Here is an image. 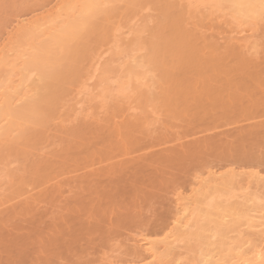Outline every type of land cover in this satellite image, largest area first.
I'll return each instance as SVG.
<instances>
[{"label":"rangeland","instance_id":"374dc122","mask_svg":"<svg viewBox=\"0 0 264 264\" xmlns=\"http://www.w3.org/2000/svg\"><path fill=\"white\" fill-rule=\"evenodd\" d=\"M172 1L174 3L176 1V4L189 10L190 13L193 12L194 16L191 17L190 14L186 26L192 29L195 35L201 36V41H196L194 46L200 49L199 53L197 51L201 55L199 59L203 57L210 59L211 56L213 59L214 56H219V52L220 57L225 55L221 52H225L228 39L237 33V28L234 29L235 33L231 30L234 26L230 19L220 15L218 9L189 5L187 0ZM121 3L118 4L122 5ZM208 3L201 5H211ZM54 4L55 0H0V44L5 40V33L14 28V25L20 24L16 22L23 23L27 19L28 21L35 19L38 15L40 17ZM202 12H212L213 16L210 17L217 23L209 19L208 21L205 19L207 22L201 20ZM159 13L154 5L142 4L125 18H115L110 23L108 21L106 25L111 26L109 27L111 33L109 30L110 36L108 34L107 41L99 46L92 58L81 61L79 64L81 76L77 82L72 86L70 84L69 87L65 84V87H68L67 91L55 104L54 113L43 116L47 123L41 127L42 134L35 145L36 148H25L27 154L25 157L8 155L0 159V264H81V262L107 264L108 260L118 261L125 258L128 260L134 255L131 235L133 238L134 235L142 232L153 237L160 235L164 227L168 230L173 226L174 224L171 223L179 202L176 199L178 193L181 192L183 196L185 193L190 195L191 189L197 187L195 178L198 175L204 176L208 167L221 169L219 170L221 172L236 169L240 172L241 178L249 173L248 170L251 172L257 169L256 171L264 175V126L262 125L261 128L259 126L264 124V101L261 103V100H257L258 96L263 94V82L261 84L256 82L255 86L254 80L252 83L248 78L246 84H249L252 90L254 87L260 90L254 89V94L251 90V96L246 95L244 99L242 98L244 103H250V106L247 104L250 108L257 104H254L255 100L260 101L261 107L257 105L260 110L256 108L257 106L252 107L253 110L249 109L246 104L243 106L245 110L241 109L240 105H244L243 102L240 99V105H236L238 100H235L236 102L231 103L232 109L235 108L232 116L223 115L222 109L219 108L213 114L211 111L207 112V115L199 112L201 117L197 115L196 118L194 115V118L192 117L194 110L195 114L198 110L196 106L188 103L189 110L191 109L189 111L184 101L181 104L177 101L176 105L184 111L179 117L177 114L172 115L171 109L167 110L164 103L161 105V102L157 101L159 94L156 92L149 94L148 103L146 101V105L141 106L136 98L137 93L130 84L124 86L126 88L124 93L119 91V81L123 80V63L130 59L127 55L138 57L149 54L148 46L138 44L142 47L137 48V45L132 47L129 46V41L136 36L149 38L148 29L153 26ZM203 21L207 24H202ZM249 28L242 34H251L250 39L255 41L253 50L249 46L252 51L248 47L249 50L246 49L247 56L253 60L250 64L251 66L253 64V68L249 65V70L246 67L237 70L242 73L240 76L236 71L239 77L234 74L235 77H232V71L229 77L244 78L248 71L258 72V77L264 75L262 69L264 68V29H261L259 24ZM235 36L236 34L233 35ZM205 38L209 39L208 43L217 42L220 49H212L211 43H206ZM74 41L69 42V45ZM126 44L127 47L129 46L128 49L124 47ZM190 50L191 55L193 49L192 53ZM187 51L184 55L189 53ZM196 54L189 55L191 60ZM228 59L231 58L226 60ZM255 61L259 66H255ZM107 65L110 66L108 71L105 70ZM194 66L197 69L200 67L195 64ZM95 67L96 70L93 71ZM193 67L194 72L189 67L182 71L185 74L182 75H193L196 70ZM4 69L0 68V82L5 78V76L2 78V74H8ZM145 71L146 77L134 80L133 83L147 82L150 79L158 80L159 69L145 66ZM177 71L181 73L180 70ZM34 74L32 73V78H35ZM260 79L264 80L262 77ZM259 85L263 88H259ZM141 87L145 88V85ZM224 93L221 94L222 97L226 95ZM253 95L255 97L251 99ZM248 97L249 101H247ZM110 101L118 102L121 109L111 107ZM181 106L184 108L186 106V109ZM239 108L241 110H238ZM188 112L191 115H188ZM143 115H149L154 122L150 125L146 122L134 125L127 133L116 130L113 132L107 128L111 127L110 124L116 125ZM106 118L109 119V123L104 121ZM101 121L110 132L105 127L100 129L103 124ZM79 122L95 126L89 130H82V133L79 132L75 136L66 137L67 131L77 127ZM26 123L24 127L30 128L31 125L33 127V124ZM30 149L32 152H29ZM62 156L67 160L59 158ZM48 162H53L52 167H40ZM11 172L17 174L15 178L9 175ZM20 178H28V180L24 182ZM254 186L255 184L251 185ZM251 187L250 190L255 191V188ZM250 190L243 191L251 192ZM27 206L29 209L25 212L23 209ZM96 210L97 212L100 210L101 214ZM102 214H105L104 217ZM228 219L230 218L227 217L226 220ZM72 232L78 235L75 236ZM55 233L59 234L58 238ZM231 233L229 236L235 235ZM193 249L195 251L194 247L191 250ZM192 251L188 249L187 252L186 248L182 247L180 253L179 251L177 253L187 261L193 257Z\"/></svg>","mask_w":264,"mask_h":264},{"label":"bare ground","instance_id":"6f19581e","mask_svg":"<svg viewBox=\"0 0 264 264\" xmlns=\"http://www.w3.org/2000/svg\"><path fill=\"white\" fill-rule=\"evenodd\" d=\"M187 1L189 5L194 4V6L208 2H210L208 4L211 5L217 3H259V0ZM88 2L109 3L116 5V7L108 9L103 16L95 20H87L84 15V10L82 9L73 10L70 8H61V5ZM120 2H122V5H119ZM176 3V1L174 3L172 0H55V4L46 14L44 13V15L40 17L38 15L35 19L31 20L29 18L30 21L27 19V21L23 23L16 22L20 24L14 25V28L6 32L5 40L0 44V68H5L4 71L8 73L5 75L3 72L2 78H4V76L5 78L1 81L2 83L0 82V159H4L8 155L27 156L25 148L35 147L37 141L41 138V127L47 123V121L43 119V116H50L54 113L55 104L62 99L69 85L71 84L70 86H72L81 76V67H79L81 61L92 58L99 46L109 38L107 36L108 34L110 36L111 29H109V27L111 26L108 27L106 25L108 21L110 23V21L112 22L115 18H125L142 4H152L160 13L153 26H150L151 28L148 29L150 33L149 38L147 37V39H144L135 35L136 37H133L131 40L129 39L131 41V44L129 41V46L133 47L137 45V48L142 47L138 44L148 46L149 54L140 55L138 57L127 55L130 59L125 60L123 63V80L119 81V91L121 93L123 91L124 93L125 87L130 84L137 93L136 98L139 103H141V106L148 103L147 98H149V94L156 92L159 94L157 96V98H159L157 101L161 102V105L164 103V105L167 106V110L171 109L172 115H179L181 113V116L183 115L184 111L179 109L176 102L178 101L181 104V102L184 101L185 105L189 103V105H194L196 109H198L196 110L197 114H195V108L192 109L194 110V113L193 111L190 112L191 114L193 113L192 117H194V115H196V118L198 116L201 117L200 115L202 112L207 115V112L211 111L213 114V112L219 108L220 110L222 109L223 115L232 116V112L235 111V108L232 109L231 105L233 106V104L231 103L238 100V103L235 101L237 105L242 101V98H245L244 96H251L252 89L249 84H246V82L248 83L247 79L250 78L251 81L254 80V84L256 82V84H261L262 82L264 84V80L260 79V77L264 79V75L258 77V72L251 73V71H248V66L253 60H251V57L249 58L247 56L246 51L248 52L250 49L249 46L251 49L255 47V41L250 39V32V35H245L242 34L244 31L236 29L237 33H235V27H233L231 30H233L236 36L233 37V35H235L233 34L228 39L229 36L226 34L229 43L225 46L226 53L223 50V52H221L225 55L220 57L219 50V53L217 52L219 56H214L216 59H211L212 56L210 59H204V57L199 59L201 55L198 54V50L200 49L194 46H196V41H201V36L195 35L192 33L193 30L190 28L188 29L186 26V20L190 17V14H192L191 17L194 16L193 12L191 11L190 13L189 10H186ZM211 13L204 12L202 18L201 15L199 16L201 20L207 19L208 21L209 19L211 21L213 20L212 17H210V15L213 16ZM207 21L205 20V22ZM205 22L202 24H207ZM214 24L213 26H215ZM238 34H241V36H238ZM151 36L153 37L152 39ZM189 36L194 38L191 39ZM195 36H199V38ZM204 37L206 36H203V38ZM72 40H75L72 43L73 45H69V42H72ZM207 40L209 41V39H206V43H208ZM230 41L233 42L231 43ZM239 42L241 43L239 44ZM210 43L211 42L208 44ZM127 44L124 47L128 49L129 46L127 47ZM210 45L213 47L210 46V49L219 48L217 42H213ZM222 46L224 45L222 44ZM191 48L193 49V53ZM188 49H191L190 51L193 55L198 51L195 55L196 59L198 57L197 60L195 58V60H191ZM186 51L187 53L189 52L187 54L189 58L186 57V54V56L184 55ZM207 57L208 56H205V58ZM227 58L231 59L226 60ZM232 59L235 61L230 62L229 60ZM192 61L193 63H191ZM255 63L256 61L254 64ZM194 64L200 66L198 69L194 66L196 68V70L194 69L195 73L191 76H187V74L183 76L185 75L183 73L184 70H187L189 67H191V70ZM256 65L258 64H255V66ZM145 66H154L156 69H159L158 80L150 79L147 82L140 81L139 83H133L134 80H141L146 77ZM245 67L248 69L247 71L249 73L246 75L243 74L245 75L243 76L244 78H232L238 76V73L239 75L242 74L238 71ZM251 67L253 68V64ZM109 68L110 66L107 65L105 70L108 71L110 70ZM95 70L96 67L93 71ZM177 70H180L181 73H177ZM253 70H255V68ZM191 71H193V69ZM232 71L233 73H231ZM236 71L238 73H236ZM32 73L35 78H32ZM230 73L232 77H229ZM233 74L235 76H233ZM65 84H68L67 88ZM142 85H145V88L141 87ZM263 86L259 85V88H263ZM255 88L256 87H254V89ZM263 89L261 91H263ZM253 90L252 94L255 93H253ZM223 92L226 93V95L224 93V97L221 95ZM257 92L258 91H256V93ZM260 93L261 92H259V94ZM263 94L261 93V96L257 98V100H261V103L264 101ZM254 97L253 95L251 99ZM249 100L250 98L248 97L247 101ZM257 100H253L255 103L251 101L254 104L257 103L256 105L252 103V107L259 105L260 101ZM110 103L111 107L113 106V108L117 110L121 109L118 102L110 101ZM243 104L244 105H239L242 106L240 107L241 109L245 110L243 106H245L246 102H243ZM247 104L250 106V103ZM247 104L246 107L248 106ZM189 105H187L188 110ZM249 106L248 108L251 109L252 107L250 108ZM259 107H261V105H259ZM240 108L238 110H241ZM256 108H258V106ZM184 109H186V106ZM258 109L260 110V108ZM168 114H170L169 111ZM191 114L188 112V115ZM181 116L179 115V117ZM148 117L149 115H143L142 117L135 116L133 119H128L116 125L110 124L111 127L107 128H110L113 132L116 130L127 133L134 125L142 124L143 122H146L147 125L152 124L154 120L152 121L151 118ZM108 120L109 119L106 118L104 121L109 123ZM26 122H28V124H33V127L32 125L30 128L24 127ZM262 122L263 121H261V123ZM97 124L98 127H100L99 123ZM262 125L264 126V124L259 125L260 128ZM94 126L79 122L77 127L69 129L67 131L68 134L64 135L66 137L67 135L70 137L73 135L75 136L79 132L82 133V130H89L94 128ZM105 126V123H103L100 129H103ZM110 130L107 131L110 132ZM62 132L66 133V131ZM63 137L62 134V138ZM29 152H32L31 149ZM59 158L67 160L66 157L63 156ZM65 160H63V162H65ZM58 162H60V160H58ZM60 163H62V161ZM52 165L53 162H48L40 167L46 168L52 167ZM229 168L230 167H228V169ZM207 169L204 176L196 175L195 183L197 187L195 186L196 188L194 187L191 189L190 195H186L185 193V196H183L181 192H179L180 194L178 193L176 199H178L179 202H175L177 203V207L173 219L174 223H171L172 225L174 224L173 226L170 225L171 227L168 230H165L164 227L162 231L160 230V235H155L153 237L142 232L137 234L139 237L134 235V237L137 238H132L133 235H131L130 238L134 243L132 248L134 250V255L128 258V260H126L127 258L118 261L108 260L107 264H204L205 261H211V264H216V261L226 262V264H264L263 173L256 171L257 169L251 172L248 170L249 173L246 171L248 174L241 178L240 172H237L236 169L230 172H228L229 170L227 172H221L219 171L221 169H209V167ZM223 169H225V167ZM243 174L241 175L243 176ZM9 175L15 178L17 174L11 172ZM20 179L24 182L28 180V178ZM253 184H255V186L251 187ZM250 187L253 189L255 188V191L250 190ZM248 188L251 192H245L249 191ZM235 191L238 193H235ZM27 209H29L28 206L23 210L26 212ZM97 213L101 214L100 210ZM227 217L230 219L226 220ZM178 218L183 221L182 224H176ZM125 219L127 222V218ZM115 222L117 223L118 221ZM231 232L235 235L229 236ZM72 233L74 234V232ZM166 233L168 235H165ZM58 235L59 234H56L57 238ZM76 235H78V233ZM182 247H185L187 252L188 249L192 251L191 249L193 247L195 248V251L194 249L192 251L193 257L189 256L192 257L191 260L185 261L183 257L178 254ZM189 257L188 259H190Z\"/></svg>","mask_w":264,"mask_h":264},{"label":"snow or ice","instance_id":"6c2138e0","mask_svg":"<svg viewBox=\"0 0 264 264\" xmlns=\"http://www.w3.org/2000/svg\"><path fill=\"white\" fill-rule=\"evenodd\" d=\"M116 5L109 3H82V4H67L61 5V8L82 9L87 20H95L101 17L105 12L114 8ZM197 7L213 8L220 10L219 14L227 16L232 25L239 31H246L249 27L260 25L264 29V0H259L258 4L252 3H232L224 4L217 3L212 5H197ZM183 221L179 220L176 224H182ZM165 235H168L167 233ZM82 264V262H81ZM204 264H211V261H205ZM216 264H226V262L216 261Z\"/></svg>","mask_w":264,"mask_h":264}]
</instances>
